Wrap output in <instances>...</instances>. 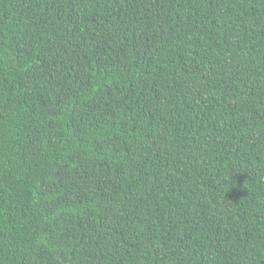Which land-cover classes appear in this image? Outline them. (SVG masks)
<instances>
[{"label":"trees","instance_id":"trees-1","mask_svg":"<svg viewBox=\"0 0 264 264\" xmlns=\"http://www.w3.org/2000/svg\"><path fill=\"white\" fill-rule=\"evenodd\" d=\"M0 264H264V0H0Z\"/></svg>","mask_w":264,"mask_h":264}]
</instances>
